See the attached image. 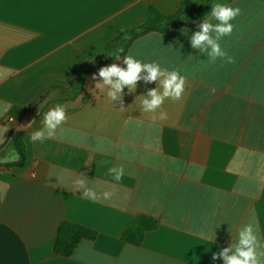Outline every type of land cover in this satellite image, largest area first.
<instances>
[{"label":"crops","instance_id":"0c3cea01","mask_svg":"<svg viewBox=\"0 0 264 264\" xmlns=\"http://www.w3.org/2000/svg\"><path fill=\"white\" fill-rule=\"evenodd\" d=\"M186 1L200 0H0V150L34 113L23 131L24 166H7L17 155L12 144L0 157V264H224L212 254L247 223L264 243V0L228 4L241 9L220 41L233 64L210 63L192 48L202 22L131 43L123 56L186 77L179 101L145 112L142 101L159 81L141 79L134 92L124 88L120 109L91 76L114 62L126 67L121 59L92 70L78 95L54 91L36 110L54 86L73 87L118 32L146 20L149 7L170 15ZM57 105L67 121L54 138L33 142L31 133ZM117 166L119 182L109 171ZM79 178L101 199L82 197ZM139 214L158 227L139 245L123 241ZM63 221L97 236L61 256L54 241Z\"/></svg>","mask_w":264,"mask_h":264},{"label":"clouds","instance_id":"9594fccd","mask_svg":"<svg viewBox=\"0 0 264 264\" xmlns=\"http://www.w3.org/2000/svg\"><path fill=\"white\" fill-rule=\"evenodd\" d=\"M240 14L241 9L239 7L214 3L210 16L218 23L213 24L205 19L199 26L200 30L191 36L192 48L199 49L201 53H207L210 63H215L218 59L228 64L235 63V58L221 47L220 41L232 34L234 30L232 21ZM182 31L186 34L187 29ZM122 52V48L117 49L109 56L114 57V61L123 59V64L126 67H121L114 62L109 66L100 67L98 74L93 73L91 76L92 81L95 82V89L100 91L107 89V96L112 102L119 99L120 109H125L123 103L124 88L127 87L129 92H134L137 82L141 79L146 83L159 81L158 88L149 90L147 92L148 98H144L142 101L145 112H155L161 108L166 99L179 101L182 98L185 91L186 77L181 75L179 70L162 68L155 61L145 63L131 54L122 58L120 55ZM142 73L147 74L142 75ZM160 88H162V91L159 90ZM159 118L161 120L167 119V114L161 111ZM66 121L67 113L63 106L57 105L50 108L44 113L43 129L31 133V140L36 142L54 138L57 129ZM19 159L18 154L13 157L15 162H18ZM109 171L113 174L116 182H119L124 175L122 166L111 168ZM75 183L77 190H82V197L92 201L101 199L96 191L87 186L85 178H79ZM111 195V192L106 191L103 193V199H110ZM214 238L215 234L209 237L212 241ZM221 258L224 264H264V243L261 242L254 223H247L240 227L236 239L233 240L230 246L222 248L219 254H212L213 260Z\"/></svg>","mask_w":264,"mask_h":264},{"label":"trees","instance_id":"16d2710c","mask_svg":"<svg viewBox=\"0 0 264 264\" xmlns=\"http://www.w3.org/2000/svg\"><path fill=\"white\" fill-rule=\"evenodd\" d=\"M232 1L233 0H200L191 5L190 1H186L181 3L178 6L176 12L170 15L162 13L160 10L153 6L149 7L146 20L134 28L118 32L117 37L107 45L104 54L99 59L91 63L82 72L73 87L64 88L54 86L50 90V92H48L45 96L41 97L40 102L36 106V110L42 111L44 108V102L46 100H54L52 98V93L54 91L58 90L63 93L70 92L74 93L75 96L78 95L82 91L84 82L92 70L102 64L114 61V57H110L109 54H111L115 48L123 49V52L120 53L122 57L131 45V43L137 38L150 32L163 33L186 24L201 23L205 19L211 17L210 13L214 3L229 4ZM69 97L70 96H68L67 94L59 100H67ZM12 147L19 155L20 159L18 162L10 163L7 166H24V164L26 163V148L24 144L23 131H19L14 137ZM157 227L158 221L155 218L144 214H139L135 217L132 224L122 233L121 238L125 242L139 245L143 241L146 233L155 230ZM96 236L97 233L91 229L69 221H63L60 224L55 237L54 251L61 256L68 257L73 253V251L81 240H94Z\"/></svg>","mask_w":264,"mask_h":264},{"label":"water","instance_id":"95a60500","mask_svg":"<svg viewBox=\"0 0 264 264\" xmlns=\"http://www.w3.org/2000/svg\"><path fill=\"white\" fill-rule=\"evenodd\" d=\"M33 116H34V113H31L28 117H26V118L20 123V125H19V126L16 128V130L14 131V133H13L11 139L9 140V142L7 143V145H6L3 149L0 150V157H3V156L5 155L7 149H8V148L10 147V145L12 144L14 137L17 135V133H18L19 131H24V130H25L27 124L32 120Z\"/></svg>","mask_w":264,"mask_h":264}]
</instances>
